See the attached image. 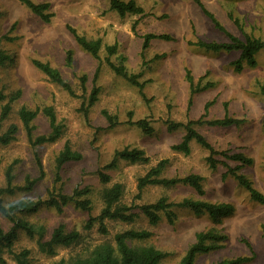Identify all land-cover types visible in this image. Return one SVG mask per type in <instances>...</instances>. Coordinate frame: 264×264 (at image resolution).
Masks as SVG:
<instances>
[{"label": "rangeland", "instance_id": "obj_1", "mask_svg": "<svg viewBox=\"0 0 264 264\" xmlns=\"http://www.w3.org/2000/svg\"><path fill=\"white\" fill-rule=\"evenodd\" d=\"M32 1L51 4L54 16L49 23L42 22L19 0H0V50L10 56V60L0 66V112L11 97L15 98L7 119L1 123L0 133L11 124L18 127L15 141L7 146L0 145V188L5 186L8 166H12L16 186L23 185L26 176L38 178L40 170L34 153L38 155L44 177L32 191L2 198L5 203L37 200L46 198L54 185L67 194L75 188L88 187L90 192L86 198L91 202V212L67 205L61 213L42 207L33 214L19 215L39 231L42 229V241L48 240L59 225H63L66 232L78 231L81 239L68 248L56 247L55 255L48 256L39 250L38 234L29 238L19 231L13 252L28 250V264H53L61 259L87 256L96 245L104 242L114 246L113 238L117 233L144 230L151 236L129 241L130 246H151L165 254L160 264H180L188 247L195 242V235L214 230L226 239L217 250L198 254L193 264H214L236 257H252V261L246 264H264V205L252 202L233 177H223L227 170L223 165L218 164L215 170H211L206 163L208 151L195 142L190 143L189 155L172 151L170 147L181 141L184 130L168 131L167 128L169 121L185 124L203 116L209 120L221 118L226 104L230 117L243 120V124L225 128L194 127L217 151L242 153L251 158L252 164L238 173L264 195V98L259 90V85L264 84V51L256 55L254 68L244 67L241 72H236L231 63L238 59L239 52H211L191 45L198 40L228 42L226 34L215 28L195 0H134L143 8L144 14L124 17L109 10L108 0ZM198 1L227 33L241 40L244 35L264 40V0ZM67 25L87 40L101 39L99 59L91 57L76 43ZM146 34H167L172 40L152 39L143 50L142 36ZM114 43L117 53L110 60L118 64L124 57L123 64L129 73H142L139 82L144 83L145 99L137 87L115 75L107 66L105 46ZM68 55L71 59L69 65L66 61ZM34 59L57 69L74 95L51 83L32 64ZM187 71L195 87L207 83L212 86L190 99ZM82 76L86 77L84 87L80 81ZM93 85L99 89L97 101L85 116L81 106L87 103ZM189 99L192 100L190 106ZM207 103L210 105L204 115ZM21 107L39 110L32 122L34 137L50 132L42 109L52 107L61 134L58 140L32 147L18 117ZM103 110L116 117L119 124L109 128L101 114ZM129 113L134 122L147 119L153 133L145 135L137 127L128 125ZM65 143L79 152L82 159L66 163L57 172L55 158ZM124 147L144 150L150 158L149 163L132 165L119 160L116 168L106 171L110 182L102 185L97 171L111 161L115 151ZM216 158L231 168L238 165L234 161ZM162 159L168 161L163 172L165 177L201 176L204 195L199 196L191 187L179 184L166 189L147 186L137 199L138 177ZM56 172L59 181L55 183ZM114 183L123 186L120 206L152 204L161 197L176 204L189 198L212 203L228 202L235 212L219 224H213L207 215H195L191 210L174 207L171 209L172 222L161 212L159 222L152 226L138 209H133L136 217L131 223L105 220L106 233L99 231L97 223L85 230L87 219L96 217L103 207L101 191ZM0 225L5 230L10 227L1 217ZM3 257L6 264H16L13 255L5 253Z\"/></svg>", "mask_w": 264, "mask_h": 264}, {"label": "trees", "instance_id": "obj_2", "mask_svg": "<svg viewBox=\"0 0 264 264\" xmlns=\"http://www.w3.org/2000/svg\"><path fill=\"white\" fill-rule=\"evenodd\" d=\"M109 10L116 12L120 17L125 15H142L144 10L142 7L138 6L134 0H129L127 2L122 0H108ZM29 11L37 16L42 22L49 23L54 16L51 11V4L45 3H34L32 0H19ZM195 3L200 7L203 14L213 23L215 28L224 32L228 37V42L218 43V42H205L198 40L191 45L198 48L204 49L211 52H239V57L237 60L231 63L236 72H241L244 67L254 68L257 64L256 55L264 51V40L261 38H255L252 36L244 35V39H238L233 35L227 33L215 17L208 12L205 7L198 1ZM133 24V30L134 28ZM67 30L73 36L76 43L91 57L94 59H99V50L102 45L101 39L87 40L85 37L77 34L76 30L71 26L67 25ZM143 43L142 49H146L149 46V42L152 39H159L170 41L172 37L167 34L155 35L146 34L142 36ZM106 54L105 62L107 66L114 72L115 75L121 77L130 85L138 88L141 96L145 99V95L142 90L144 88V83L139 82L142 73L134 74L129 73L124 66L123 62L125 58L119 59L118 64H114L110 57L117 53V45L105 46ZM10 60V56L4 51L0 50V66H3L7 61ZM70 56H67V65L70 64ZM32 64L47 78L51 83L56 84L67 91L70 95H74L69 83H67L60 72L53 68L50 64L44 63L38 60H32ZM98 73V71H96ZM95 73V77H96ZM202 79V78H201ZM81 85L84 87L86 82V77L82 76L80 78ZM95 81V78H94ZM186 81L189 84L190 89V99L196 93L203 91L212 86L211 83H207L203 87L194 86L193 78L189 71L186 72ZM201 81V80H199ZM260 94L264 98V84L259 85ZM99 89L93 85L90 90L87 103H83L81 109L83 110L85 116L88 113V109L94 105L97 101ZM17 93L16 97H18ZM2 96H0V99ZM189 99V106L191 101ZM15 98L11 97L7 104L3 105L0 112V129L1 123L5 121L10 112L11 102ZM210 103L205 105V113L207 114V109ZM39 114V110H29L26 107H21L18 111V117L22 123L23 129L26 133L29 144L32 147L37 145L55 143L60 137V131L56 125V117L52 107H46L42 109V114L48 119L50 132L47 135H40L34 137L33 131L34 126L32 122ZM103 117L108 122L109 128H114L119 124L116 117L111 116L107 111L103 110L101 112ZM129 119L127 124L130 126H135L145 135H151L153 133V128L147 119H140L137 121L131 120V113L128 114ZM201 117L197 121H188L187 123L179 122H167L168 131H174L179 128L184 130V135L181 141L170 148L172 151L177 153H182L183 155L190 154V143L195 142L200 147L208 151V156L206 157V163L211 170H215L218 164L226 167V172L223 177L230 175L235 179L239 187L244 189L252 202L259 205H264V195L255 189L252 183L245 178L244 175L239 174L238 171L244 167L250 166L252 164V159L246 157L242 153H230L228 151H217L214 147L206 140V138L200 134L196 129L195 125H207L208 127H236L244 123L243 120L230 117L227 111L226 104H224V115L221 118L216 119H204ZM264 124V120H263ZM18 132V127L15 124H11L7 129L0 133V145L7 146L14 142L16 139V134ZM220 157L223 160L234 161L238 165L234 168L227 166L225 162L219 161L216 157ZM35 163L40 170V175L36 179H32L26 176L23 185H14V175L12 174V166H8L5 171V186L0 188V217L3 218L10 224V227L5 230L0 225V264H6V260L3 255L5 253L13 255L16 264H28L27 258L29 256L28 250H22L19 253L13 252V246L18 237V232L23 231L29 238H33L36 234L39 235V240L37 242L40 252L53 256L55 255V248L62 246L65 248L71 247L79 243L81 235L78 231L66 232L63 225H59L53 229L50 237L46 241L43 240V231L40 228L33 227L28 221L19 218V215L23 214H33L37 212L42 207L53 208L57 213H61L63 207L67 205L74 206L75 209L81 210L83 212H91V202L86 197L90 190L88 187L75 188L71 194L64 193L62 188L56 189L54 185L52 189L48 190L47 196L44 199L37 200H16L14 202L5 203L4 195L13 196L16 193L30 192L33 190L35 184L44 177V172L41 168V163L38 155L34 153ZM82 159V155L70 148L68 143H65L63 148L58 152L55 158V168L58 172L66 163L77 162ZM125 161L129 164L147 165L150 158L146 155L144 150L139 148L124 147L121 150L114 152L111 161L104 165L101 169L97 171V176L99 182L102 185H107L110 182V176L106 172L108 170L116 168L117 161ZM168 161L162 159L157 162L156 165L150 167L148 171L137 179V194L136 198L139 199L142 190L147 186H158L162 188H172L176 185H184L191 187L196 191L199 196L204 195L203 190V178L197 174H189L185 177H165L163 172ZM56 172L55 183L59 181V176ZM123 196V186L120 183H114L110 187L104 188L101 191V200L103 207L101 208L99 214L96 217H89L84 225L85 230H90L94 223L99 225V231L101 233H106L104 227L105 220L120 221L123 223H131L136 215L132 212L133 209H138L141 214L147 219L148 223L152 226L156 225L160 220V213H164L168 221L172 222L173 213L171 209L182 208L191 210L195 215H207L213 224H219L223 218L230 217L234 214L235 209L232 204L228 202H207L203 200H194L185 198L179 203H170L166 198L161 197L155 203L143 204L140 206H120V200ZM264 233V228H263ZM151 236L148 231H124L114 235V246L104 242L96 245L91 251H89L87 256L80 257L74 256L69 259H61L53 264H160V261L165 256L164 253L154 249L151 246H130L129 241L134 240H144ZM226 239L225 236L217 233L214 230L207 232H199L195 235V242L192 243L186 250L184 256L181 259L180 264H193L195 257L198 254H206L211 251L217 250L221 246V242ZM252 261V257H236L234 259L222 260L214 264H246Z\"/></svg>", "mask_w": 264, "mask_h": 264}]
</instances>
